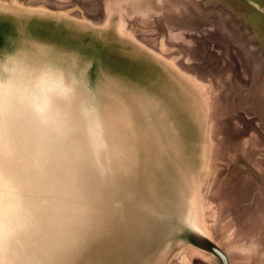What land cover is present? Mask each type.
I'll list each match as a JSON object with an SVG mask.
<instances>
[{"label": "water", "instance_id": "95a60500", "mask_svg": "<svg viewBox=\"0 0 264 264\" xmlns=\"http://www.w3.org/2000/svg\"><path fill=\"white\" fill-rule=\"evenodd\" d=\"M181 1L187 0H122L119 14L153 15L164 3L180 13ZM14 10L0 8V19L33 23L28 16L42 14ZM100 30L86 32L87 50L22 39L37 60L82 69L86 86L97 91L98 113L93 125L82 121L71 143L49 139L22 114L0 113V264H168L183 247L231 264L202 216L204 99L174 77L151 76L116 46L143 70L129 63L114 72L88 53L93 42L105 50L111 44L104 45ZM11 48L0 43L5 56ZM71 179L78 199L68 211Z\"/></svg>", "mask_w": 264, "mask_h": 264}, {"label": "rangeland", "instance_id": "374dc122", "mask_svg": "<svg viewBox=\"0 0 264 264\" xmlns=\"http://www.w3.org/2000/svg\"><path fill=\"white\" fill-rule=\"evenodd\" d=\"M121 2L0 0V8L42 13L28 16L33 23L8 25L1 18L0 43L35 37L87 50L81 46L86 32L101 29L106 35L99 38L111 44L105 50L93 42L88 53L114 72L124 73L129 63L143 70L142 61L151 76H171L198 91L208 121L205 226L228 250L231 264H264V0H187L180 13L164 3L153 15L130 9L123 16ZM18 22H26L19 35ZM115 46L140 61L127 60ZM168 264L220 263L201 249L183 247Z\"/></svg>", "mask_w": 264, "mask_h": 264}, {"label": "clouds", "instance_id": "9594fccd", "mask_svg": "<svg viewBox=\"0 0 264 264\" xmlns=\"http://www.w3.org/2000/svg\"><path fill=\"white\" fill-rule=\"evenodd\" d=\"M17 28L18 35L26 32V22H18ZM36 56L19 39L7 56L0 52V113L22 114L49 139L71 143L82 121L95 123L97 91L86 86L78 66ZM66 197V210H74L78 199L74 179Z\"/></svg>", "mask_w": 264, "mask_h": 264}]
</instances>
